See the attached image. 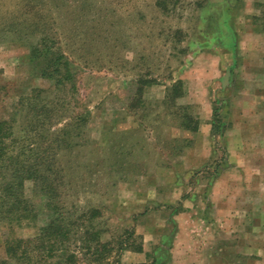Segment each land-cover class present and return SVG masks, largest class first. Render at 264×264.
Listing matches in <instances>:
<instances>
[{
  "label": "rangeland",
  "instance_id": "374dc122",
  "mask_svg": "<svg viewBox=\"0 0 264 264\" xmlns=\"http://www.w3.org/2000/svg\"><path fill=\"white\" fill-rule=\"evenodd\" d=\"M40 6L76 66L78 93L69 100L38 76L25 41L9 33L12 42H0V118L19 124L16 102L34 88L65 98L64 115L88 117L72 130L73 150L56 157L52 206L27 181L33 213L0 219V264H264V0ZM15 20L25 27V0H0V25ZM57 119L52 130L67 121ZM224 137L228 177L208 202ZM52 220L60 224L50 235Z\"/></svg>",
  "mask_w": 264,
  "mask_h": 264
},
{
  "label": "trees",
  "instance_id": "16d2710c",
  "mask_svg": "<svg viewBox=\"0 0 264 264\" xmlns=\"http://www.w3.org/2000/svg\"><path fill=\"white\" fill-rule=\"evenodd\" d=\"M41 3L43 4V0H25V27L22 29V23L16 20L4 26L0 25V42H12L8 38L9 33L17 35L18 40L25 41L28 59L36 74L41 78L53 80L56 91H64V94L68 92L70 95L68 99H74L78 93L76 66L57 44L55 29L44 27L45 15ZM24 34L27 37L22 39L21 35ZM228 45L232 47V41ZM45 93L48 91L34 88L30 90L29 95L19 97L14 113L20 115L19 124L16 123L15 117L0 118V219L4 216L20 220L33 213L32 202L24 196L27 181L42 194L46 204L52 206L50 200L55 197L53 189L57 180L56 157L62 146L67 151L73 150L72 130L81 128L87 122L86 111L75 109L66 116L62 112L65 104L62 102H65V98L49 99V93ZM41 96L43 100L38 101ZM25 103L29 106H25ZM217 110L218 107L215 105L214 117L217 115ZM54 118H58L59 122L67 119L63 122V128L51 129L55 124ZM218 129L213 125L211 133L214 137L217 136ZM222 152L223 155L214 162L210 175L218 174L225 163L224 148ZM56 222L52 220V224L44 228L45 232L53 234L59 226ZM61 225L60 228L67 227ZM6 250L10 251V247L7 246Z\"/></svg>",
  "mask_w": 264,
  "mask_h": 264
},
{
  "label": "crops",
  "instance_id": "0c3cea01",
  "mask_svg": "<svg viewBox=\"0 0 264 264\" xmlns=\"http://www.w3.org/2000/svg\"><path fill=\"white\" fill-rule=\"evenodd\" d=\"M214 106L215 105H213V108L211 109V111L209 112L210 113V116H212V114L214 113ZM218 112H219V107H218V110H217V114H218ZM206 118L207 119H209V115H208V113H207V115H206ZM200 128H201V124H199V123H197V130H196V132L195 133H197L198 134V132H199V130H200ZM204 130L206 131L207 130V135H209V124H206V126H205V128H204ZM206 135V134H205ZM207 140H209L208 138H207ZM228 139L227 138H225L224 137V139H223V146H222V148H224V150H225V153H224V161H225V163L221 166V168L219 169V172H218V174H215V175H209V180L207 181V187L205 188V191H207L208 192V202H210L209 201V195L211 194V193H215L216 191H215V189L217 188V187H219L218 185H216V183L219 181V180H222L224 177H228V175H226L227 174V168L230 166V157H231V155H230V150H229V144H228ZM209 153V154H208ZM208 153H206V154H204V157L205 156H207V154H208V156L205 158V159H203V163L204 162H206L207 160H209V158H210V155H211V152H208ZM229 154V155H228ZM241 156V154L238 152L237 153V155H236V157H240ZM231 160H234V159H231ZM213 169V168H212ZM213 170H211L210 171V173L212 172ZM260 190V192H261V194L263 193V191H262V189L260 188L259 189ZM228 194V193H227ZM230 198H231V196H229V198H228V202H231L230 201ZM207 202V203H208ZM227 201H226V199H224V200H221L220 201V203L221 204H219V206L221 207V209L223 208V207H225V203H226ZM221 221H219V223H220ZM227 222L230 224V222H231V220H228L227 219ZM262 223V222H261Z\"/></svg>",
  "mask_w": 264,
  "mask_h": 264
},
{
  "label": "water",
  "instance_id": "95a60500",
  "mask_svg": "<svg viewBox=\"0 0 264 264\" xmlns=\"http://www.w3.org/2000/svg\"><path fill=\"white\" fill-rule=\"evenodd\" d=\"M228 74V73H227ZM226 81V77H224V82Z\"/></svg>",
  "mask_w": 264,
  "mask_h": 264
}]
</instances>
